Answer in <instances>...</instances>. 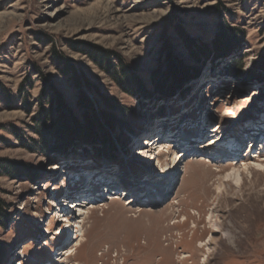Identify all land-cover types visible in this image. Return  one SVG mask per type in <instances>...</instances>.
<instances>
[{"label": "rangeland", "instance_id": "1", "mask_svg": "<svg viewBox=\"0 0 264 264\" xmlns=\"http://www.w3.org/2000/svg\"><path fill=\"white\" fill-rule=\"evenodd\" d=\"M262 120L264 0H0V264H264Z\"/></svg>", "mask_w": 264, "mask_h": 264}, {"label": "bare ground", "instance_id": "2", "mask_svg": "<svg viewBox=\"0 0 264 264\" xmlns=\"http://www.w3.org/2000/svg\"><path fill=\"white\" fill-rule=\"evenodd\" d=\"M262 121H264V120H262ZM261 121V122H262ZM255 127H257V129L258 130H261L262 132H264V128H260V126L258 125V124H256L255 125ZM254 127V128H255ZM254 128H251V129H254ZM256 129V128H255ZM164 133H162V135H161V137H158V138H154V139H149L148 138V143L150 144V145H152L153 147H156L157 146V148H158V150L155 152V154L156 155H159L160 157H163V156H166V154L167 153H170L171 152V147H170V142L171 141H173V140H170L169 139V137H168V133H170L169 131H168V129L167 128H165V130L163 131ZM165 132H167V134L165 133ZM256 137V136H255ZM242 137H237L236 138V140H235V145L238 147L240 144H241V142H242V139H241ZM160 141V142H159ZM183 141H184V139H183ZM252 142V141H251ZM233 143V144H234ZM233 148V147H232ZM225 150V149H224ZM236 150V149H235ZM183 151V150H182ZM182 151H180L179 153H177L176 155H178L177 157V159H179V156H181V154H182ZM220 155V154H219ZM181 158H182V156H181ZM193 159H195V157L193 158ZM176 160V159H175ZM249 169H251V171L252 172H255V173H258V170L257 169H255V168H249ZM244 174V173H243ZM106 187V186H105ZM107 188H110V186L109 187H106V189ZM205 197V196H204ZM52 203V202H51ZM75 203V202H74ZM181 203V202H180ZM179 203V204H180ZM188 206L189 205H191L190 203L189 204H187ZM74 206V204H72V207ZM78 206V204L77 205H75V207H77ZM183 208H185L186 209V206L184 207L183 206ZM162 214H164V212H162ZM162 214H160L161 216H162ZM170 214L172 215V212L171 213H168L167 214V216L168 217H170ZM157 219V218H156ZM162 220H163V218H162ZM157 225L159 226L160 225V222L159 223H153V224H151V226H150V228H148L147 229V231L149 232V233H151L152 234V231L154 232L156 229V227H157ZM155 227V228H154ZM158 228V231H159V227H157ZM145 229H146V227H145ZM201 237H202V235H201ZM111 248V247H110ZM110 248H108L107 250H106V253H109L110 252ZM94 249V248H93ZM92 249V250H93ZM165 250V249H164ZM71 255L73 254V252H71L70 253ZM94 254V253H93ZM165 256V255H164ZM93 259V258H92ZM162 261V260H161ZM159 264V263H158ZM161 264H162V262H161Z\"/></svg>", "mask_w": 264, "mask_h": 264}]
</instances>
